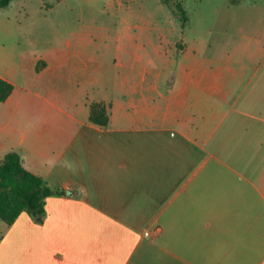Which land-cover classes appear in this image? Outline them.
<instances>
[{
  "label": "crops",
  "instance_id": "1",
  "mask_svg": "<svg viewBox=\"0 0 264 264\" xmlns=\"http://www.w3.org/2000/svg\"><path fill=\"white\" fill-rule=\"evenodd\" d=\"M0 78L15 86L10 108L46 104L30 129L9 113L0 159L18 152L63 192L42 222L23 213L0 225V264H264V60H192L167 83L126 78L128 93L80 104L26 87L17 100ZM101 101L106 129L89 122Z\"/></svg>",
  "mask_w": 264,
  "mask_h": 264
},
{
  "label": "rangeland",
  "instance_id": "2",
  "mask_svg": "<svg viewBox=\"0 0 264 264\" xmlns=\"http://www.w3.org/2000/svg\"><path fill=\"white\" fill-rule=\"evenodd\" d=\"M162 1L16 0L0 10V76L17 85V100L19 87H26L80 104L82 93L90 100L128 93L130 82L119 91L126 78L137 83L161 75L167 83L192 60H264V0ZM178 4L187 13L186 24ZM48 62L56 64V72L38 76L30 70L32 65L41 71ZM17 104L15 109L0 103L4 147L11 141L5 124L12 110L25 123L46 108L37 98Z\"/></svg>",
  "mask_w": 264,
  "mask_h": 264
},
{
  "label": "trees",
  "instance_id": "3",
  "mask_svg": "<svg viewBox=\"0 0 264 264\" xmlns=\"http://www.w3.org/2000/svg\"><path fill=\"white\" fill-rule=\"evenodd\" d=\"M16 0H0V10L7 8ZM46 1V0H45ZM59 3L62 0H55ZM168 5V0L162 1ZM53 4H47L52 8ZM183 24L188 22L186 11L177 5ZM182 47V46H181ZM15 90L14 84L0 78V103L6 102ZM111 118V105L104 102L90 104L89 122L101 128H108ZM21 155L12 151L0 159V220L13 225L18 218L27 213L32 219L42 222L46 214V198L63 194L53 190L40 176L22 166Z\"/></svg>",
  "mask_w": 264,
  "mask_h": 264
},
{
  "label": "clouds",
  "instance_id": "4",
  "mask_svg": "<svg viewBox=\"0 0 264 264\" xmlns=\"http://www.w3.org/2000/svg\"><path fill=\"white\" fill-rule=\"evenodd\" d=\"M34 125L32 124V122H25V129H30L31 127H33ZM21 161L24 162L22 164V166L25 168L26 171L29 170L28 168V163H27V157L25 156H21ZM49 169L56 167V161L54 158H48L43 162ZM60 167L66 168L69 171H74V165L71 161L69 160H64L60 162ZM48 199H51V197L46 198L45 202H47Z\"/></svg>",
  "mask_w": 264,
  "mask_h": 264
}]
</instances>
